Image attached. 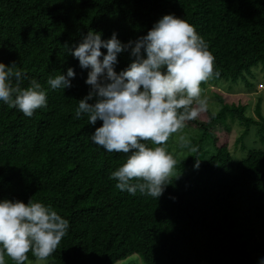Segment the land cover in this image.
<instances>
[{
  "label": "trees",
  "instance_id": "16d2710c",
  "mask_svg": "<svg viewBox=\"0 0 264 264\" xmlns=\"http://www.w3.org/2000/svg\"><path fill=\"white\" fill-rule=\"evenodd\" d=\"M165 14L189 22L208 43L216 78L245 79L264 63V0H0V62L21 70V87L36 79L48 99L30 118L0 103V200L39 201L69 221L46 264H116L133 255L144 264H259L264 258L260 98L256 118L243 102L230 104L219 94L218 109L189 121L204 134L217 130L216 152L193 158L199 166L174 178L158 200L118 190L109 176L126 154L91 142L102 121L74 118L90 91V69L81 68L69 49L89 30L101 39L115 32L122 43L135 42ZM130 53L131 47L118 54L117 73L133 61ZM69 67L72 86L49 89V76ZM226 114L231 120H220ZM235 123L243 132L234 148L241 144L247 153L238 162L228 139ZM252 128L258 148L246 144ZM28 257L35 260L31 252Z\"/></svg>",
  "mask_w": 264,
  "mask_h": 264
},
{
  "label": "clouds",
  "instance_id": "9594fccd",
  "mask_svg": "<svg viewBox=\"0 0 264 264\" xmlns=\"http://www.w3.org/2000/svg\"><path fill=\"white\" fill-rule=\"evenodd\" d=\"M129 47L134 59L117 73V56ZM69 51L81 68L90 69L85 81L90 91L78 101L74 118L86 116L91 125L102 121L91 142L109 153L126 154L125 162L109 178L122 192L158 200L178 174L177 162L165 146L174 133L207 112L201 84L219 76L208 43L189 22L165 14L135 42L122 43L115 32L101 39L100 33L89 30ZM74 77L69 67L66 74L49 76L47 85L65 90ZM25 78L15 63L0 62V103L30 118L47 107L48 99L36 79L21 87ZM179 139L181 148L197 151L184 136ZM198 166L199 159L194 167ZM69 228V221L51 205L32 199L27 203L0 200V264H6L5 256L14 264H25L29 252L35 264H46ZM259 264H264V258Z\"/></svg>",
  "mask_w": 264,
  "mask_h": 264
},
{
  "label": "rangeland",
  "instance_id": "374dc122",
  "mask_svg": "<svg viewBox=\"0 0 264 264\" xmlns=\"http://www.w3.org/2000/svg\"><path fill=\"white\" fill-rule=\"evenodd\" d=\"M264 63L260 62L257 67L252 70L250 75H247L245 79H241L238 81L232 80H224L221 78H211L206 83L201 85L203 90V95L207 98L208 108L211 109H218L219 108V100L217 95L221 94L225 98L227 103H237L239 101L243 102L248 107L246 108V113L249 115L251 114L253 117L256 118V104L258 98L261 99L262 102V112L264 114ZM204 114V113H202ZM206 114V112H205ZM203 120H206V115ZM232 118L229 114L223 116L222 119L224 121H229ZM232 133L229 135L230 141V150L231 155L234 162H238L242 158L245 157L247 154L246 151L241 150V144L234 148V143L236 139L241 136L243 132V128L239 125L232 124ZM217 130L214 128L209 131L208 134H204L201 129L197 127H193L187 125L184 129H182L178 133H174L168 140L166 144V150L171 153L175 160H176V172L177 177L193 170L195 167L193 158L199 159H208L211 155L216 152L217 144H216V133ZM252 131L251 135L247 137L246 144L249 148L251 147H260L259 144H255V136L254 131L255 129H250ZM180 136H184L186 140L191 142V145L194 146L197 151L196 152H189L187 149H183L180 147ZM226 137V135H224ZM261 148H264L262 146ZM6 264H10V259L5 257ZM13 264V263H11ZM26 264H35V260H29ZM116 264H144L143 259L138 255H133L129 258L124 259L123 261H119ZM201 264H208V263H201Z\"/></svg>",
  "mask_w": 264,
  "mask_h": 264
}]
</instances>
